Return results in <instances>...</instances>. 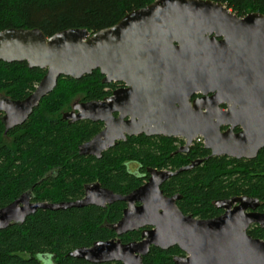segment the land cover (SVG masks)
<instances>
[{"label": "water", "instance_id": "water-1", "mask_svg": "<svg viewBox=\"0 0 264 264\" xmlns=\"http://www.w3.org/2000/svg\"><path fill=\"white\" fill-rule=\"evenodd\" d=\"M0 61L27 62L47 69L34 92L14 104L23 123L60 76L81 79L99 69L103 82L125 86L112 97L81 103L71 121L106 120L107 127L80 146L81 153L101 150L127 135L183 136L188 150L201 135L212 155L253 159L264 148V13L240 16L222 1L154 0L134 9L117 23L91 32L67 28L47 36L38 28L10 27L0 31ZM202 96L193 99V95ZM226 107V110L224 109ZM76 109V107H75ZM121 111V117L110 116ZM108 114V115H107ZM127 116L130 119L125 120ZM227 126L226 130H222ZM240 131H235L236 127ZM204 159L178 170L153 168L149 180L130 193L116 194L100 184L89 185L86 196L67 202H32L28 192L0 208V230L24 222L38 209H68L126 201L114 229L119 235L146 226L142 239L113 238L80 246L69 255L92 263L119 261L144 264L155 246H173L176 264H264V240L247 229L264 216L246 213L259 200L249 195L219 199L222 215L197 219L177 205L180 194L165 195L162 184ZM137 202L140 205H137ZM239 202L234 209L232 205Z\"/></svg>", "mask_w": 264, "mask_h": 264}, {"label": "trees", "instance_id": "trees-1", "mask_svg": "<svg viewBox=\"0 0 264 264\" xmlns=\"http://www.w3.org/2000/svg\"><path fill=\"white\" fill-rule=\"evenodd\" d=\"M153 1L0 0V31L10 27H38L48 37L67 28H88L95 32ZM216 1L224 2L240 16L253 11L264 13V0ZM0 66H3L0 86L19 88L18 96H29L47 71L29 68L27 62L0 61ZM103 77L99 69L81 79L60 76L57 87L22 127L16 149L0 142V208L29 190H34L42 201H67L82 193L80 183L85 179L99 180L116 192L127 194L144 183L146 177L142 174L147 167L176 170L197 157L205 159L195 168L171 177L162 186L165 194H182L177 204L185 213L201 218L217 215L219 210L213 202L233 196L249 195L264 200V148L253 159L225 155L206 158L208 150L202 139L195 141L191 152L175 153L178 147L175 138L143 135L109 150L101 159L79 156L78 144L92 134L94 125L57 122L53 113L68 106L70 98L81 90H87L88 97L101 96L105 88L114 85V82L103 83ZM130 161L139 163L140 176L129 173ZM57 167L62 168L60 177H48ZM123 205L119 202L110 211L98 206L38 209L24 222L0 230V264H123L119 261L92 263L69 255L77 247L111 239L112 230L104 220L109 214L113 216L112 221L117 220ZM140 238L134 234L120 239L128 242ZM175 255H183L179 246L168 250L152 246L144 257V264H176Z\"/></svg>", "mask_w": 264, "mask_h": 264}, {"label": "flooded vegetation", "instance_id": "flooded-vegetation-1", "mask_svg": "<svg viewBox=\"0 0 264 264\" xmlns=\"http://www.w3.org/2000/svg\"><path fill=\"white\" fill-rule=\"evenodd\" d=\"M102 81H103V79H102ZM112 82H114V85L113 86H110L108 88H105L104 93L101 96H99V97H94V98L88 97V95L86 94L87 93V90H81V91H79L78 93L74 94L70 98V101H69L68 106L63 107L57 113H53V118H55V121H57V122H59L60 120L61 121H65V122H67L69 124H76V123H80V122H88L91 125H94L95 128L91 132L92 134L89 137H87L86 139H84L81 143L78 144L77 151H78V155L81 156V157L101 159V158H103V156L105 155V153L108 152L111 149H115V148H117L118 146H120L122 144H127V143H130L131 141H134V140L136 141L140 136H143V135L144 136H148L146 134H137V135H127L126 138L117 139L115 141V144L114 145L109 146V147L101 150V156H98L97 154H95L93 152H88V153H84V154L81 153L80 146L83 145V144H85V143H87V142H89V141H91L94 137H96L97 135H99L100 133H102V131L107 127L106 120H100V119L99 120H92L90 118H83V119H79V120H76V121H71L72 120L71 117L69 119H66L64 117V115L67 114V113L69 114V113H73V112L79 113L80 112L78 110L79 104H81V103H87V102L94 101V100H104L106 98L112 97L115 94V91H117V90H119V89H121V88H123L125 86V84L123 82H121V81H112ZM103 83H105V82H103ZM109 83H111V82H109ZM18 90H19V88L12 89L10 87L0 86V142L1 141H4V144L9 149H12V148H15L16 149L17 139H18L19 135L22 134V127H24V125L26 124V121L28 119H30V117H32V115L35 114V112L37 111V109L40 107V104H41L42 100L47 96L46 95L45 97L42 98V100L40 101L39 105L33 109V112L29 115V117L23 123L16 124L17 121H19L20 119L23 118V115H21V114H19V113L16 112V110L14 109V104L17 101H22V100H24V99H26L28 97V96H18V95H16V93L18 92ZM202 95L203 94L200 91V92L195 93L192 98L193 99H196V98L201 97ZM75 107H76V109H75ZM224 109L226 110V107L225 106H224ZM121 114H122L121 111L114 110V111H112V113L110 114V116H112L114 118H119V117H121ZM127 119H130V116H127L125 118V120H127ZM226 129H227V126H223L222 127V130H226ZM240 130H241V127H239V126L235 128V131H240ZM155 136H163V135H151V136H148V137H155ZM172 138H175L176 139L175 143L178 146L177 149L175 150V153H189V152H191L192 147H193L195 141L200 140V139L203 140V144H204V138L201 135H199L198 137H196L193 140V142L189 146V149L188 150L178 151L180 148H182L185 145L186 139L183 136H174ZM183 140H184V142L182 143ZM11 145H14V146L11 147ZM206 150H208L207 151V155L205 156L206 158L209 157V156H215V155H212V151L210 149H206ZM233 158H235V157H233ZM197 159H205V158H203V157L193 158V159H191L184 166H187V165L191 164L193 161H195ZM245 159H247V158H245ZM195 167H193V168H195ZM127 168H128L129 173L136 174V175L140 176L141 166L139 165L138 162H136V161H130V162H128V167ZM153 168L154 167H151V168L150 167H147L146 168L147 171L145 172V174H142V177L143 176L146 177L145 180H144V183H146L149 180V178L151 176L150 171ZM155 168H158V167H155ZM158 169H171V168H158ZM176 170H178V169H176ZM61 171H62V168H59V167L53 168V170L51 172H49L48 177L58 179L60 177V175H61ZM81 182L82 183H80V185H81V188L83 190L82 193L79 196H76V197H73L71 199H68L67 201H75V200H79V199L84 198L86 196V189H87V187L89 185H93V184H100L103 188H107L109 190H112L116 194H123V193L116 192L115 190H113V189H111V188L103 185V183L100 182L99 180H89V179H85V180H82ZM163 184H162V186H163ZM162 186H161V188H162ZM26 192H28L30 194L31 201L34 202V203H36V202H47V203L67 202V201H42L41 199L38 198L37 194L34 193V190H29V191H26ZM176 194H178V193H176ZM123 195H126V194H123ZM165 195H168V194H165ZM172 195H175V194H172ZM172 195H168V196H172ZM180 195H182V194H180ZM19 197H17V198H19ZM230 198H232V197H230ZM180 199H178V200H180ZM226 199H228V198H226ZM178 200H177V202H178ZM119 202L124 203V205L122 206V209H121V216L117 220L112 221L113 216H111V214H109L107 216L108 218H106L104 220V223L107 224L108 227L111 228V230H112L111 237L110 238L111 239H113V238L120 239L122 236H126V235L133 236L134 234H139V237H141L140 239H142V233H143V231L145 229H151L152 226H146V227H143V228L134 230V231H128L126 233H123L122 235H119L116 232V230L114 229V227L117 224V222L123 217L124 210L128 206V202H126V201H116V202H113V203H108L107 202L103 206H99V205H96V204H90V205H87V206H98V207L105 208L107 211H110L111 209H113L112 206L115 205V204H117V203H119ZM215 203L216 202L214 201L213 202L214 206L216 205ZM238 204H239V202L234 203L230 209H234V207L237 206ZM137 205H140V203L137 202ZM87 206H85V207H87ZM178 207H179V205H178ZM216 208L219 210V213L217 215H213V216L206 217V218H201V216L194 215L193 213H190V212L185 213L181 208L180 209L182 210V212L184 214H186V215H193L197 219H210V218H215V217H218V216L222 215L223 213H225L227 211L226 208H219L217 206H216ZM245 212L246 213L261 214V216L264 215V200H260L259 199L255 203V207H249V208H247L245 210ZM261 220L262 221H260V222L257 221V222L251 223L249 225L248 229H247V232L251 236H253L255 238H260V239H263L264 240V216L261 217ZM258 234H261V235H258ZM132 241H135V240H132ZM128 242H130V241H128ZM183 255H185L184 252H183Z\"/></svg>", "mask_w": 264, "mask_h": 264}, {"label": "rangeland", "instance_id": "rangeland-1", "mask_svg": "<svg viewBox=\"0 0 264 264\" xmlns=\"http://www.w3.org/2000/svg\"><path fill=\"white\" fill-rule=\"evenodd\" d=\"M2 68H3V66H0V70H2ZM47 259H48V258H47ZM48 260H49V259H48ZM48 260H47V262H50V261H48Z\"/></svg>", "mask_w": 264, "mask_h": 264}]
</instances>
